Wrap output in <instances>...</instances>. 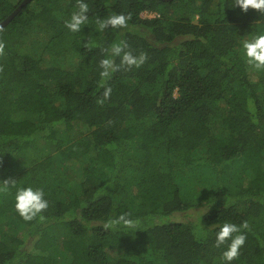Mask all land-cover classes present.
I'll return each instance as SVG.
<instances>
[{"label":"trees","instance_id":"trees-1","mask_svg":"<svg viewBox=\"0 0 264 264\" xmlns=\"http://www.w3.org/2000/svg\"><path fill=\"white\" fill-rule=\"evenodd\" d=\"M20 1L0 0V21ZM84 2L79 32L65 27L78 0H30L0 28V187L15 181L0 191V264H225L224 222H247L231 264H264V67L241 47L264 33V13L235 0ZM115 14L125 27L98 29ZM118 42L144 62L121 65ZM104 58L118 66L107 79ZM29 185L45 192L43 220L14 208ZM125 213L134 227L110 223Z\"/></svg>","mask_w":264,"mask_h":264},{"label":"clouds","instance_id":"clouds-1","mask_svg":"<svg viewBox=\"0 0 264 264\" xmlns=\"http://www.w3.org/2000/svg\"><path fill=\"white\" fill-rule=\"evenodd\" d=\"M234 6H238L242 12H247L249 8L259 10L264 13V0H235ZM88 5L84 0H78V10L73 12L68 20L65 21V27L70 32H79L83 25L87 23ZM128 16L124 14L110 15L107 19H101L97 23V27L103 30L106 27H125L128 23ZM127 45L124 42L113 43L110 48L112 56H120L121 65L128 67H139L145 60V54L133 55L129 51H124ZM243 56L247 63L255 68L264 67V33L253 36L251 39L242 41L241 44ZM100 76L103 79L110 77L111 73L118 68L111 58H104L100 61ZM103 83V80H102ZM111 89L105 88L104 98H108ZM15 185V181L4 180V186L0 187V191L7 190L8 184ZM48 200L45 198V192L41 187L17 186L14 193V208L24 221H31L36 217L44 219L42 213L48 207ZM111 224H123L126 227H134L136 222L128 218L127 214H121ZM107 226V225H106ZM247 227V222L236 225L230 222H224L219 225L215 233V245L223 248L221 257L225 264L231 262L238 257L241 247L245 243V234L241 231Z\"/></svg>","mask_w":264,"mask_h":264},{"label":"rangeland","instance_id":"rangeland-1","mask_svg":"<svg viewBox=\"0 0 264 264\" xmlns=\"http://www.w3.org/2000/svg\"><path fill=\"white\" fill-rule=\"evenodd\" d=\"M152 15H153V13H147V12H142L141 13L142 17L152 16ZM194 19H196V18L194 17ZM39 38H41V37L39 36ZM42 39L44 41L43 36H42ZM45 39H46V36H45ZM67 44H68L67 42L63 43L61 45L60 49H57L56 46H54V45H47L46 50L44 49V51H43L44 54H45V57L47 56L49 58H52V56L57 54L59 51L63 50V48L67 47L68 46ZM25 48H30L31 49L30 46H26L25 47V45H24V46H21V48H19V50H24ZM8 95H9V93H7L6 91L0 89V107H6V105H7L6 100L8 98ZM34 143H31L30 146L28 147V149H26V151H25L26 153L24 155L27 156L28 158H32L33 159L34 157H36V154L34 153V149H33L34 146L36 145ZM25 156H21L20 158L18 157V162H16L15 159L13 160V161H15V168H18V171L23 170V169H25L27 167V159L25 158ZM3 198L11 200V198L8 197L7 193L4 194ZM178 217H177V219H178Z\"/></svg>","mask_w":264,"mask_h":264},{"label":"water","instance_id":"water-1","mask_svg":"<svg viewBox=\"0 0 264 264\" xmlns=\"http://www.w3.org/2000/svg\"><path fill=\"white\" fill-rule=\"evenodd\" d=\"M29 1L30 0H21L18 5L3 20L0 21V28L6 25L13 18V16L19 12V10Z\"/></svg>","mask_w":264,"mask_h":264}]
</instances>
